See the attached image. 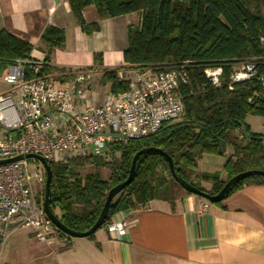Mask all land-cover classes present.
Returning <instances> with one entry per match:
<instances>
[{
    "label": "trees",
    "instance_id": "1",
    "mask_svg": "<svg viewBox=\"0 0 264 264\" xmlns=\"http://www.w3.org/2000/svg\"><path fill=\"white\" fill-rule=\"evenodd\" d=\"M69 4L88 36L99 31V23L84 22L83 10L89 6L96 7L100 21L140 16L138 25L128 27L123 65L103 71L102 81L113 93L127 89L117 77V72L125 68L161 70L188 63L190 82L182 89L185 113L179 121L165 124L154 135L114 148L110 158L50 163V208L66 228L87 232L93 227L109 191L127 180L134 156L143 149L166 153L180 178L212 196L238 174L264 171V136L253 133L246 124L248 116L264 120V0H70ZM41 40L47 47L43 73L50 74L51 56L64 47L65 31L50 27ZM32 51L29 41L0 31V73L13 61L30 58ZM101 65L102 55L96 54L91 68L100 70ZM248 65L254 66L252 78L233 82L236 69ZM216 68L222 70L218 87L205 74L207 69ZM227 154L225 180L220 173H200L199 164L205 155ZM103 171L109 172L107 179H103ZM201 181L212 183V189L202 188ZM172 182L179 186L163 155L140 156L133 182L112 201L102 228L118 213L143 210L157 200L172 204ZM245 186H264V176H248L215 205L222 207ZM44 197L43 188L38 201L41 206ZM57 234L72 240L58 230Z\"/></svg>",
    "mask_w": 264,
    "mask_h": 264
},
{
    "label": "crops",
    "instance_id": "2",
    "mask_svg": "<svg viewBox=\"0 0 264 264\" xmlns=\"http://www.w3.org/2000/svg\"><path fill=\"white\" fill-rule=\"evenodd\" d=\"M69 1L0 0V31L29 41L31 58L42 61L45 31L64 30L65 45L53 52L50 61V74L58 82L93 67L96 54L102 55L101 71L122 66L128 27L138 25L140 16L100 21L96 7L89 6L83 10L84 22L99 23V31L88 36ZM224 164L222 180L226 179ZM199 184L205 190L213 186L205 181ZM122 219L130 221L131 227L120 241L111 239L103 227L92 240L67 241L57 234L51 242H42L32 227L13 224L6 240H0V264H264V186H245L222 207L173 191L172 204L153 201L143 210L118 213L111 221Z\"/></svg>",
    "mask_w": 264,
    "mask_h": 264
},
{
    "label": "built area",
    "instance_id": "3",
    "mask_svg": "<svg viewBox=\"0 0 264 264\" xmlns=\"http://www.w3.org/2000/svg\"><path fill=\"white\" fill-rule=\"evenodd\" d=\"M45 65L31 57L15 60L3 77L9 91L0 95V162L31 154L42 156L49 164L110 158L114 148L154 135L184 116L182 89L190 82L188 63L161 70L121 69L117 77L127 89L119 93L103 83L101 70L81 69L58 82L55 76L43 73ZM253 71V65L243 67L232 80H248ZM221 73L220 68L205 71L216 87ZM262 81L264 84V78ZM45 181L44 168L35 159L0 165L1 243L13 224L32 227L42 242H51L57 235L37 201L35 185L43 187ZM105 227L111 239L120 241L131 222L110 221Z\"/></svg>",
    "mask_w": 264,
    "mask_h": 264
},
{
    "label": "water",
    "instance_id": "4",
    "mask_svg": "<svg viewBox=\"0 0 264 264\" xmlns=\"http://www.w3.org/2000/svg\"><path fill=\"white\" fill-rule=\"evenodd\" d=\"M150 153H160L161 155H163L166 158V160L169 163L170 170H171V173H172L174 180L179 184L180 187H182V189H184L187 193H190L196 197L202 198V199H204V200H206L212 204H217V203L222 202L225 199L228 192L230 191V189L234 185L238 184L239 182H241L242 180L247 178L248 176H264V171H260V170H253V171H248L245 173L238 174V175L232 177L231 179H229L226 182V184L224 185L223 189L217 195L212 196V195H209L206 192H203L202 190L192 186L191 184H189L188 182H186L185 180L180 178L175 171L172 158L170 156H168L166 153L162 152L161 150H157L155 148L143 149V150L139 151L134 156V158L132 160L130 174H129V177L127 178V180L125 182L113 187L109 191V193L107 195L106 202L104 204V207H103L98 219L96 220L95 224L93 225V227L90 230H88L87 232H75V231H72V230L66 228L61 223L60 219L52 212V210L50 208L52 171H51L50 164L42 156L35 155V154L27 155L25 157L19 156V157L10 159V160L1 161L0 165L17 162V161H20L23 159H35L38 162H40L44 168L45 175H46V181H45V186H44L45 197H44V202H43V210H44L47 218L51 221V223L54 225V227L58 231L64 233L68 237L74 238V239H84V238H88L91 235L95 234L98 230H100L102 228L103 224L105 223V221L108 217V213H109L112 201L124 190L125 187L129 186L133 182L134 176H135V171H136V165H137V161H138L139 157L144 155V154H150Z\"/></svg>",
    "mask_w": 264,
    "mask_h": 264
},
{
    "label": "rangeland",
    "instance_id": "5",
    "mask_svg": "<svg viewBox=\"0 0 264 264\" xmlns=\"http://www.w3.org/2000/svg\"><path fill=\"white\" fill-rule=\"evenodd\" d=\"M135 16L136 15H134L133 18H136ZM8 67H9V65L5 67V69L3 70L2 73H0V94H4V93L9 91V87L3 81V77L7 74ZM236 70L241 71L242 68L239 67ZM14 100L17 101L16 95L14 96ZM246 124L249 126V128L251 129V131L253 133L261 134L264 136V120H263V118L257 117V116H248L246 118ZM227 152H229V151H227ZM227 158H228L227 155L223 156V157L205 155V157L203 159L204 161H203V163H201V165L199 167L200 173H222V171H221L222 165L226 161ZM102 176H103V179H107L109 176V172L103 171ZM35 187H36V191H37V195H38L37 201H40L42 198V190H43L44 186L41 187L40 185H35ZM172 189H173V191L186 193V191L184 189L179 187L174 182H172Z\"/></svg>",
    "mask_w": 264,
    "mask_h": 264
}]
</instances>
